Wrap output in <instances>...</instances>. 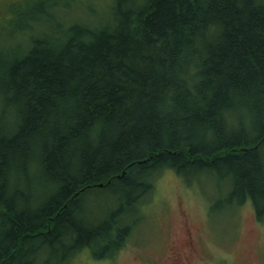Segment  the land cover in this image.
Masks as SVG:
<instances>
[{
    "label": "trees",
    "instance_id": "obj_1",
    "mask_svg": "<svg viewBox=\"0 0 264 264\" xmlns=\"http://www.w3.org/2000/svg\"><path fill=\"white\" fill-rule=\"evenodd\" d=\"M20 10L0 45V264L113 257L163 169L264 218V0H116L38 31Z\"/></svg>",
    "mask_w": 264,
    "mask_h": 264
},
{
    "label": "rangeland",
    "instance_id": "obj_2",
    "mask_svg": "<svg viewBox=\"0 0 264 264\" xmlns=\"http://www.w3.org/2000/svg\"><path fill=\"white\" fill-rule=\"evenodd\" d=\"M115 3L0 0V45L22 40L14 31L21 23L18 11L26 6L38 15L33 18L38 31L55 23L48 11L64 25L80 18L95 22L110 18ZM211 181L209 175H201L187 182L173 170L163 169L153 191L137 207L139 219L125 244L113 257L95 259L89 248H82L64 264H264V218L256 219L248 200L227 205L225 192L220 193Z\"/></svg>",
    "mask_w": 264,
    "mask_h": 264
},
{
    "label": "water",
    "instance_id": "obj_3",
    "mask_svg": "<svg viewBox=\"0 0 264 264\" xmlns=\"http://www.w3.org/2000/svg\"><path fill=\"white\" fill-rule=\"evenodd\" d=\"M122 174H123V172H122ZM98 185H101V183H100V184H98Z\"/></svg>",
    "mask_w": 264,
    "mask_h": 264
}]
</instances>
